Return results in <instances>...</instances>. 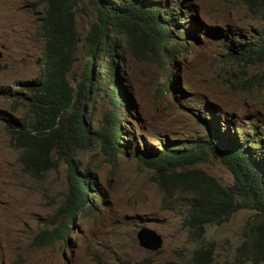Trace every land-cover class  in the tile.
Instances as JSON below:
<instances>
[{"label": "rangeland", "instance_id": "obj_1", "mask_svg": "<svg viewBox=\"0 0 264 264\" xmlns=\"http://www.w3.org/2000/svg\"><path fill=\"white\" fill-rule=\"evenodd\" d=\"M165 1L174 14L165 44L167 65L153 51L136 56L130 47L118 46L120 58L114 62L128 99L122 107L125 132L120 143L127 147L112 154L93 142L73 159L78 172L89 170L86 202L91 207L86 204L70 216L61 210L68 192L67 163L59 161L39 175L26 174L6 131L5 118L9 113L24 116L21 103L29 96L27 88L41 78L38 18L43 0H0V264H191L192 251L210 241L215 244L211 264H234L235 247L252 212L240 209L221 223L208 224L201 241H190L183 226L188 195L166 194L155 171L135 153L147 157L152 149L202 143L207 120L218 129L251 131L264 155V63L242 65L228 58L259 37L263 23L245 0ZM73 2L80 40L71 81L85 67V36L95 14L89 0ZM93 68L97 73L95 63ZM167 78L168 90L163 87ZM110 107L100 98L88 105L92 130ZM198 165L231 185V173L217 159ZM57 225L69 228L63 239L32 246L41 227ZM141 227L161 235L158 250L139 246L136 233Z\"/></svg>", "mask_w": 264, "mask_h": 264}, {"label": "trees", "instance_id": "obj_2", "mask_svg": "<svg viewBox=\"0 0 264 264\" xmlns=\"http://www.w3.org/2000/svg\"><path fill=\"white\" fill-rule=\"evenodd\" d=\"M259 17L263 29L255 40L234 50L228 58L245 65L264 63V0H245ZM95 7L94 20L85 36L87 60L78 80L69 74L80 40L73 0H43L38 18L43 41L41 78L28 86L29 96L21 103L23 117L6 120L11 147L18 151L22 170L39 175L59 161L68 165V192L61 210L72 216L86 204L90 181L88 172H78L73 159L91 143L99 142L107 153H124L120 143L122 107L128 103L118 82L115 58L118 46L130 47L134 55L153 51L162 65L168 62L166 41L174 14L165 0H89ZM193 17V16H192ZM136 37V38H135ZM98 66L95 73L93 64ZM100 67H103L100 69ZM105 79H100L101 72ZM264 78V71L260 75ZM102 81V82H101ZM169 78L163 82L168 90ZM105 99L110 109L102 124L91 129L87 107ZM123 112V116H124ZM230 123L229 121H227ZM207 140L180 147L135 153L155 173V181L166 194L185 193L187 211L183 226L192 242L203 239L208 224L221 223L232 213L248 209L242 240L235 247L234 264H264V155L258 142L241 128L213 126L205 121ZM235 129V130H234ZM241 129L240 135L236 132ZM235 132V133H234ZM213 157L231 173V185H224L198 164ZM69 228L41 227L31 244L49 246L67 234ZM215 244L201 243L191 253V264H211Z\"/></svg>", "mask_w": 264, "mask_h": 264}, {"label": "water", "instance_id": "obj_3", "mask_svg": "<svg viewBox=\"0 0 264 264\" xmlns=\"http://www.w3.org/2000/svg\"><path fill=\"white\" fill-rule=\"evenodd\" d=\"M136 237H137L139 246L147 250H150V251L158 250L163 244V239L161 235L158 234L153 229H150L147 227H141L137 231Z\"/></svg>", "mask_w": 264, "mask_h": 264}]
</instances>
